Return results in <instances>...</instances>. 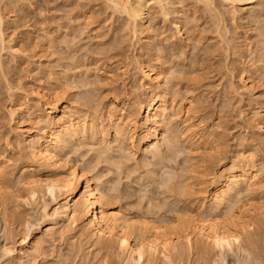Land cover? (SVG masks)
<instances>
[{
	"label": "rangeland",
	"instance_id": "rangeland-1",
	"mask_svg": "<svg viewBox=\"0 0 264 264\" xmlns=\"http://www.w3.org/2000/svg\"><path fill=\"white\" fill-rule=\"evenodd\" d=\"M169 1L161 9L150 0L135 34L125 13L105 0H0V264H139L115 250L96 251L74 232L60 236L57 229L67 221H44L39 206L19 199L24 191L17 185L24 166L38 168L32 178L51 172L35 166L17 141L19 127L37 131L51 119L30 123L36 93L60 96L70 113L91 119L114 97L131 104L140 95L137 62L158 66L167 76L165 92L175 112L167 127L174 144L168 149L162 143L157 156L140 154L121 149L110 130L106 142L114 154L98 158L96 134V144L79 140L66 147L64 160L108 179L100 187L109 189L115 210L156 226L209 212L201 201L211 181L246 159L259 181L240 190L232 206L238 217L254 222L241 248H193L161 264H264V213L258 209L264 200V2L232 7L217 0ZM40 197L50 212V196ZM225 213L216 210V220L237 221ZM33 239L41 248L27 259L15 260L8 251Z\"/></svg>",
	"mask_w": 264,
	"mask_h": 264
},
{
	"label": "bare ground",
	"instance_id": "bare-ground-1",
	"mask_svg": "<svg viewBox=\"0 0 264 264\" xmlns=\"http://www.w3.org/2000/svg\"><path fill=\"white\" fill-rule=\"evenodd\" d=\"M105 1L113 9L125 13L129 23L131 22V30L135 33L140 21L143 20L142 15L148 9L150 0ZM151 1H154L155 5H159L157 7L161 9L165 8L167 2V0ZM202 1L206 5L213 3V0L199 2L202 3ZM217 1L232 7L235 4L246 7L254 4L257 6L264 2L263 0ZM2 19L0 16V26ZM138 20L139 22H137ZM136 23L139 24L136 26ZM179 25L175 26L177 33L181 32L182 27ZM0 42L1 45L4 44L2 37ZM136 65L138 69L136 70L140 74L138 84L140 95H137L138 97L131 104L125 101L121 102L117 97H114L107 105V109L101 110L99 113L94 112L91 119H88L87 115L78 117L74 113H70L68 104L61 102L60 96L47 99L43 94L36 93L38 100L30 112L28 118L30 123L36 119H46L47 117H51V119L45 121L43 127L37 131L31 127H19L17 141L21 149L33 158L35 166H43L51 172L46 176L40 174L39 177L32 178L36 167L33 165L22 167L19 170L17 185L22 188L24 195L18 194L19 199H25L30 204L39 206L44 214V221H50L56 217L67 221V224H62L57 229L60 236L67 231L74 232L87 238L89 245L96 251L112 252L115 250L114 252H119L128 263L161 264L169 261L172 256L179 257L185 250L193 248L199 250L212 248L220 251H224L225 248L232 245L241 248L240 243L243 241L244 233L253 226L254 222L238 217L232 206L235 205L234 202L240 190H249L255 187L259 181L257 170L247 164L246 159L237 164L233 162L229 168H222L211 181L210 191L202 197L201 201L202 206L209 205V212L195 218L187 217V220L180 216V219L175 221L174 218L170 224L156 226L146 222L135 223L115 210L108 195L109 189L107 188L108 190L105 191L100 187L104 181L109 182L108 179L103 178L105 179L103 180L97 173L88 174V168L78 167L64 160L63 155L66 147L79 140H91L90 142H92L98 137H95L96 134L99 135V140L97 139L99 154L96 153V155L114 154L112 152L113 145L106 142L110 130L113 141L118 142L121 149L130 151L136 149V152L140 154L145 152L157 156L161 153L162 143L168 149L171 148L174 142L168 133L167 123L170 122L175 112L174 105L171 104L165 92L167 87L164 84L167 76L164 77V72L158 66H144L145 64L142 65L139 62ZM43 97L47 100H44ZM42 100L44 103L40 102ZM9 115L11 120H14L17 115L16 110H9ZM90 142L88 144H91ZM94 143L96 144L95 141ZM106 143L109 146H105ZM99 144L104 145L101 147ZM99 161L98 159V163ZM117 161L113 162L116 167H119ZM110 167L112 168V166ZM3 173V167L0 165V178L3 177ZM40 194L50 196L54 205L50 212L47 210L46 204H41ZM261 203L258 209L260 213H264V200ZM218 209L225 210V215H229V217H237V221L230 222L229 220V223L226 224L217 221L215 211ZM40 243L39 239H33L23 242L16 252H11L10 249L8 251L13 254L15 260H23L29 257V253L39 252Z\"/></svg>",
	"mask_w": 264,
	"mask_h": 264
}]
</instances>
